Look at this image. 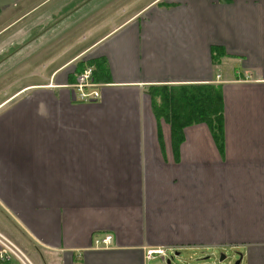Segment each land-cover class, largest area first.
I'll return each instance as SVG.
<instances>
[{"label":"crops","instance_id":"1","mask_svg":"<svg viewBox=\"0 0 264 264\" xmlns=\"http://www.w3.org/2000/svg\"><path fill=\"white\" fill-rule=\"evenodd\" d=\"M91 1L0 0V63L34 29ZM50 46L1 70L0 79L30 72L27 61ZM96 59L105 68L100 98L77 103L74 64ZM42 70L22 74L34 83L18 93L0 91V232L14 233L35 264H167L168 254L187 250L264 264V0H151L47 75ZM199 85L220 90V144L203 124L176 134L154 115L148 92ZM204 207L207 243L171 218ZM106 235L110 244L96 246ZM156 249L165 259L146 257Z\"/></svg>","mask_w":264,"mask_h":264},{"label":"rangeland","instance_id":"2","mask_svg":"<svg viewBox=\"0 0 264 264\" xmlns=\"http://www.w3.org/2000/svg\"><path fill=\"white\" fill-rule=\"evenodd\" d=\"M107 1L108 0H92L84 7H71L67 9V11H65L71 12V14L67 18L62 19L58 23H50L48 25H44L42 28L34 29L32 36L30 37L31 41L25 44V46H23L14 54H11L2 63H0V71L3 69L6 70L12 68L14 65H18L20 63V60H22L26 54L32 53L35 49L38 50L50 46V44L53 43L52 46L44 50L42 55H40L39 57H34V55H32L31 61H27L29 65H32V67H34V69L30 71L32 72V74L33 71L34 73L36 72L35 66L37 67L40 65L43 68V74L47 75L56 67H58V65L66 62L67 60H70V58H72L75 54L81 52L82 50H84V48L94 43L96 40H98L105 34L111 32L114 28L118 27L126 19L131 18V16H133L137 11L141 10L151 0H122L114 2L112 3V5H109L108 7L100 10L99 6H102ZM73 5H75V3ZM90 14L94 15L90 19H88L87 22L80 23ZM47 28L49 29L43 32ZM67 29H69L70 31L69 35H66L60 40L55 41ZM26 40H28V38L24 39L23 41ZM84 64L85 63L80 62L74 65L76 69L80 68V66L82 65V69H84L83 71L88 69L92 70L91 68L86 67V65ZM30 72H26L25 70H23V72H20L18 68L14 71H11L10 74L3 76L0 79V91L4 90L5 94L14 95L18 93L25 84L34 83L33 76L24 77L26 75H22L25 73L29 75ZM79 74L76 73V77ZM7 85L10 86V90L6 88ZM94 86L95 88L91 89H93L94 91H98V93L100 94V85L94 83ZM203 175H206L205 178H209V169L204 168ZM209 197L210 196L208 192L206 194V200L208 202ZM171 218L176 220L174 221V224H177L179 226L185 225L188 228L189 226L192 227V231L186 232V235L191 234L192 236H203L202 241L199 242L207 243L210 241L211 218L209 214V209L204 207L203 209H201L200 215L198 213L196 215H187L182 217L174 216ZM7 232L9 231L7 230ZM177 232L179 234H184L179 231ZM0 235H2L9 242L18 246L23 251V253L28 256L31 263L35 264L32 258L34 257V253L30 249L29 252L28 250H26V248L22 247L17 242V240H15L14 233L11 232L10 234H3L0 232ZM168 257L170 264H235L238 260V258L236 257V253H225L226 258L223 261L219 262L220 253H218L217 250H187L180 252L176 257L174 255L168 254Z\"/></svg>","mask_w":264,"mask_h":264},{"label":"trees","instance_id":"3","mask_svg":"<svg viewBox=\"0 0 264 264\" xmlns=\"http://www.w3.org/2000/svg\"><path fill=\"white\" fill-rule=\"evenodd\" d=\"M84 65L92 69L91 79L94 83L102 80L103 74L105 76L103 61L96 59ZM83 70L81 65L76 72L79 74ZM148 94L154 115L168 123L174 133L179 134L186 127L203 124L216 144L222 142V101L216 86L162 87Z\"/></svg>","mask_w":264,"mask_h":264},{"label":"built area","instance_id":"4","mask_svg":"<svg viewBox=\"0 0 264 264\" xmlns=\"http://www.w3.org/2000/svg\"><path fill=\"white\" fill-rule=\"evenodd\" d=\"M92 70L88 69L80 73L76 77V84L73 86L74 100L77 103H91L97 101L100 98L98 91H94L91 88H95L94 83L91 80ZM111 236L106 235L101 241H96L95 245L98 247H107L110 244ZM160 256L165 259V253L161 249L150 250L146 252V257L151 259L152 256ZM0 264H32L28 256L13 243L6 240L0 235Z\"/></svg>","mask_w":264,"mask_h":264},{"label":"water","instance_id":"5","mask_svg":"<svg viewBox=\"0 0 264 264\" xmlns=\"http://www.w3.org/2000/svg\"><path fill=\"white\" fill-rule=\"evenodd\" d=\"M49 28H47L46 30H44L43 32H45V31H47ZM42 32V33H43ZM224 260V258L223 257H221L220 259H219V262H221V261H223ZM240 263V260H238L235 264H239ZM167 264H170V261H168L167 262Z\"/></svg>","mask_w":264,"mask_h":264}]
</instances>
